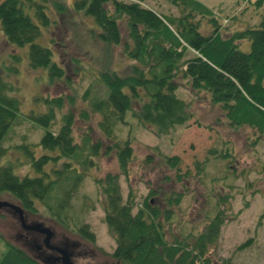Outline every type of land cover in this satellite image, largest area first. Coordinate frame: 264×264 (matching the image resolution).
Masks as SVG:
<instances>
[{"label":"trees","instance_id":"1","mask_svg":"<svg viewBox=\"0 0 264 264\" xmlns=\"http://www.w3.org/2000/svg\"><path fill=\"white\" fill-rule=\"evenodd\" d=\"M261 1L257 0L256 7ZM52 2L50 5L47 0L0 2V28L5 41L23 50L28 68L42 71L49 85L64 79V69L53 51L40 45L37 39L42 37V29L55 23L50 18L51 6L59 12L68 9ZM142 2L74 0L71 4V11L91 20L90 38L120 46L121 55L132 62L124 73L106 69L96 75L105 95L91 103L89 113L85 109L78 115L88 122L96 115L100 137L94 144L87 133L80 145L73 140V100L35 98L33 102L43 110H31L24 117L41 135L34 145L22 142L13 147L19 156L11 159L1 143L20 116L21 102L13 94V87L0 77V194L10 195L29 214L38 212L35 203L41 204L56 224L90 244L93 236L87 227L69 226L62 214L68 209L70 194L76 191L85 173L95 167L101 148L102 155H112L119 173L127 176L132 149L127 139H119L114 133L116 125L126 124V116L151 129L157 138L168 135L193 117L188 103L176 95L178 86L185 85L191 93L204 95L211 106H216L230 129L249 127L259 134L264 131V20L257 27L236 29L224 35L212 11L199 0H165L175 7L177 16L156 13L142 6ZM119 22L124 24V40ZM21 58L18 55L13 60L18 63ZM56 120L57 129L53 131ZM212 154L215 159L227 156L214 151ZM160 159L166 168L179 172L178 157L160 156ZM22 167L24 171H33V176L14 173ZM197 171H203V165ZM176 176L180 181L179 175ZM94 181L103 197V222L115 243L111 254L114 261L214 264L209 249L215 246L223 222L219 212L197 235L167 239L163 224L169 221L171 207L178 205L181 195L174 199L166 197L162 209L145 200L132 214V198L125 203L121 201L118 175L106 174L102 180ZM3 243L5 251L0 264H39L19 248Z\"/></svg>","mask_w":264,"mask_h":264},{"label":"rangeland","instance_id":"2","mask_svg":"<svg viewBox=\"0 0 264 264\" xmlns=\"http://www.w3.org/2000/svg\"><path fill=\"white\" fill-rule=\"evenodd\" d=\"M47 1L48 5L53 1L68 8L66 12H59L51 6L50 18L55 23L42 29V37L37 39L40 45L53 51L54 58L64 69V79L49 85L42 71L28 68L23 50L7 44L0 28V77L13 87V94L21 102L20 116L1 143L11 159L19 156L13 147L22 142L34 145L41 135V131L24 117L31 110H43L40 104L33 102L35 98L73 100V140L80 145L82 136L87 133L94 144L100 137L96 115L89 122L78 115L85 109L89 113L91 103L105 95L96 75L106 69L124 73L132 64L121 55L120 46L101 44L90 38L88 30L92 22L71 11L74 0ZM199 1L212 11L224 35L236 29L257 27L264 20V0L258 8L257 0ZM141 4L164 16L178 14L165 0H143ZM118 25L124 40V24L119 22ZM18 55L22 58L16 63L13 57ZM10 67H13L11 72H7ZM176 95L188 103L193 115L186 125L157 138L151 129L126 116V124L116 125L114 133L119 139H127L132 149L127 176L119 173L112 155H102L101 148L95 167L85 173L76 191L70 194L68 209L62 215H66L71 227L86 226L93 236L91 244L56 224L39 203H35L37 213L22 210L26 223H40L52 231L51 244L70 246L73 264H120L111 258L115 243L103 222V197L94 181L102 180L106 174L118 175L121 201L125 203L132 198V214L145 200L162 209L166 197L174 199L181 195L178 205L171 207L169 221L163 224L167 239L197 235L219 212L223 222L215 246L209 249L211 262L264 264V217H261L264 208V131L259 134L249 127L230 129L216 106H211L204 95L191 93L185 85L178 86ZM57 124L56 120L53 131ZM213 151L227 153V156L215 159ZM160 156L178 157L181 162L179 172L166 168ZM146 157L149 159L145 160ZM201 165L203 171H197ZM14 173L20 176L34 174L24 171V167ZM176 175L180 181L176 180ZM3 202L19 207V203L5 193L0 194V203ZM42 239L41 235L24 231L12 210L0 209V256L5 251V242L34 257L37 254L34 245L41 246ZM45 253L55 255L47 250Z\"/></svg>","mask_w":264,"mask_h":264},{"label":"water","instance_id":"3","mask_svg":"<svg viewBox=\"0 0 264 264\" xmlns=\"http://www.w3.org/2000/svg\"><path fill=\"white\" fill-rule=\"evenodd\" d=\"M4 207L9 208L10 210L13 211L15 215H17L18 223L24 231L33 232V233L41 235L43 237L42 245L50 251H57V253L59 254L58 256L59 258H55L54 260H59L60 264H73L71 261V256H70L71 254L68 250L70 246H68L66 243H64L65 244L64 248H56L55 246L51 245L50 241L53 238V233L49 228L44 227L40 223H32V224L26 223L23 219L24 212L18 206L15 207L7 202L0 203V209ZM35 246H38V245H35ZM38 262L40 264H50V263H47L48 261L47 262L38 261Z\"/></svg>","mask_w":264,"mask_h":264},{"label":"flooded vegetation","instance_id":"4","mask_svg":"<svg viewBox=\"0 0 264 264\" xmlns=\"http://www.w3.org/2000/svg\"><path fill=\"white\" fill-rule=\"evenodd\" d=\"M29 224H32V223H29ZM31 233H33V232H31ZM37 235H39V234H37ZM33 240V239H32ZM33 242H34V240H33ZM33 244H35V243H33ZM52 246H55L56 248H64V245L65 244H57L56 242L54 243V244H51ZM37 247V248H36ZM34 248H35V251H36V256H34L33 258L35 259V260H38V261H40V262H42V261H48L47 263H50V264H60V261L59 260H54L55 258H59L58 256H59V254L57 253V251H50V250H48V249H46L43 245H42V240H41V246H35L34 245ZM45 250H47L48 252H51L52 254L54 253L55 255L54 256H52L50 253L49 254H47V253H45ZM69 250V249H68ZM70 252V256H72V252L71 251H69Z\"/></svg>","mask_w":264,"mask_h":264}]
</instances>
